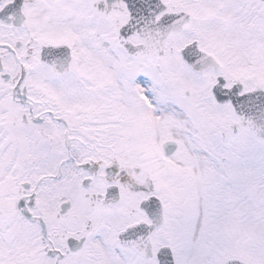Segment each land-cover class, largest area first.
I'll list each match as a JSON object with an SVG mask.
<instances>
[{"label":"snow or ice","instance_id":"1","mask_svg":"<svg viewBox=\"0 0 264 264\" xmlns=\"http://www.w3.org/2000/svg\"><path fill=\"white\" fill-rule=\"evenodd\" d=\"M0 264H264V0H0Z\"/></svg>","mask_w":264,"mask_h":264}]
</instances>
